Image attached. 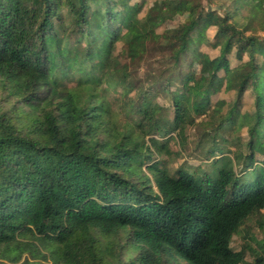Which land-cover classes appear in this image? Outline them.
Here are the masks:
<instances>
[{
    "label": "trees",
    "instance_id": "1",
    "mask_svg": "<svg viewBox=\"0 0 264 264\" xmlns=\"http://www.w3.org/2000/svg\"><path fill=\"white\" fill-rule=\"evenodd\" d=\"M261 32L264 0H0V264H264Z\"/></svg>",
    "mask_w": 264,
    "mask_h": 264
},
{
    "label": "rangeland",
    "instance_id": "2",
    "mask_svg": "<svg viewBox=\"0 0 264 264\" xmlns=\"http://www.w3.org/2000/svg\"><path fill=\"white\" fill-rule=\"evenodd\" d=\"M150 2H154V1H156V0H149ZM160 5H161V7H162V9H163V11H165V15L166 16H168V17H172L173 18V21L172 22H170V24L171 25H176L177 24V22H180L181 20H183V16L184 15H180V14H177L175 11H173V10H171L170 8H168L167 6H164V4H163V2L162 3H160ZM218 7V6H217ZM213 31L211 32V35H213ZM260 36H262V37H264V33L263 32H261L260 34H259ZM203 52H205L206 54H209L213 59H215V58H217L218 57V54H217V52L216 51H213V50H208L207 48H203ZM231 62H232V64H234V62H235V58L233 57V56H231ZM208 63H209V61H208V59L206 58L205 60H204V62L201 64V65H196V67H195V72L196 73H203V74H205L206 73V66L208 65ZM155 67H157V65L156 64H152V63H142L139 67H138V73H140L141 75H144V74H147V73H150L151 71H153L154 69H155ZM138 73H136L137 75H139ZM223 74H220V76H222ZM223 96L224 97H227V95H225L224 93H223ZM216 97H218V96H216ZM214 98V101H217V98ZM222 97V95L220 94V98ZM229 98V97H228ZM247 101L249 102V105H251V100L249 99H247ZM207 121V118H205L204 116L202 117V118H200L198 121H197V123H199V124H201L202 123V121ZM264 129V128H263ZM187 133H189V135L187 134L186 135V138L188 139V141L189 142H191L192 140H194V139H196V137L197 136H199V133H197V131L196 130H194L193 128H190L189 130H188V132ZM191 138V139H190ZM231 138H232V136H231ZM239 138L240 139H242V136H239ZM180 141V140H179ZM191 148H192V146H190ZM257 159L259 160V161H261L262 160V157L260 156V155H258L257 156ZM187 162V165H192V166H198V165H200L201 164V160L199 161V159L198 158H196V157H192V158H190L187 154H185V156H184V158H183V160L180 162V164H185ZM179 164V165H180ZM178 165H175V168L177 167ZM259 237H261V235H259ZM232 249L233 250H235V251H239L240 250V242H239V240L237 239V237H235L234 238V240H233V242H232ZM248 262H250V259L248 258V260H247ZM0 262H3V263H5L4 261H0Z\"/></svg>",
    "mask_w": 264,
    "mask_h": 264
}]
</instances>
